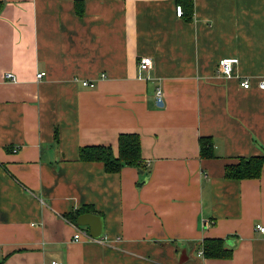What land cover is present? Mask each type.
I'll return each instance as SVG.
<instances>
[{"label":"crops","instance_id":"0c3cea01","mask_svg":"<svg viewBox=\"0 0 264 264\" xmlns=\"http://www.w3.org/2000/svg\"><path fill=\"white\" fill-rule=\"evenodd\" d=\"M0 2V264H264V166L224 177L264 152V0ZM121 134L139 136L146 171L79 161ZM84 206L99 239L66 217ZM205 239L229 256L204 258Z\"/></svg>","mask_w":264,"mask_h":264},{"label":"trees","instance_id":"16d2710c","mask_svg":"<svg viewBox=\"0 0 264 264\" xmlns=\"http://www.w3.org/2000/svg\"><path fill=\"white\" fill-rule=\"evenodd\" d=\"M3 7L4 3L0 2V13ZM182 15H184V11ZM212 149L213 143L209 138L200 139V157H213ZM78 156L81 162L102 163L105 172L108 174L119 173L123 167H135L140 172L146 171V167L141 160L140 138L136 134L119 135L116 153L110 146H87L79 149ZM263 166L264 152L260 156L241 157L234 163L225 166L224 177L227 180L258 179L261 176ZM84 213H95V211L90 207L84 206L66 217L71 223L76 224L77 217ZM224 243L225 241L220 239H205L201 247L202 256L207 259L228 257L230 251L225 249Z\"/></svg>","mask_w":264,"mask_h":264},{"label":"built area","instance_id":"2783aa9c","mask_svg":"<svg viewBox=\"0 0 264 264\" xmlns=\"http://www.w3.org/2000/svg\"><path fill=\"white\" fill-rule=\"evenodd\" d=\"M175 14L177 17H181L183 14L182 8L180 5L175 6ZM152 60L149 57H141L138 61V69L142 72H147L149 68L151 67ZM238 64L237 58H222L218 61L216 66V73L220 76H223L225 78H231L233 77V71L234 67ZM45 76L44 72H41L39 74H36V80H41ZM101 78L105 77L103 74L100 76ZM5 80L14 82L16 81V77L12 73H5L4 74ZM81 86L84 88L92 89L95 87L94 82H89L86 80H83L80 82ZM240 86L243 90H248L251 88V83L248 79H244L240 82ZM258 90H264V78L260 79L257 83ZM157 96H160V91H157ZM255 229L259 233H264V227L261 225H256ZM82 235L79 231H76V233L73 236V240L75 242H78L81 239ZM202 255V253H199ZM40 264V263H35ZM50 264H61L56 261H51Z\"/></svg>","mask_w":264,"mask_h":264},{"label":"water","instance_id":"95a60500","mask_svg":"<svg viewBox=\"0 0 264 264\" xmlns=\"http://www.w3.org/2000/svg\"><path fill=\"white\" fill-rule=\"evenodd\" d=\"M163 103L158 99L157 106L162 107ZM76 225L80 228H86L89 238L96 240L102 237L104 232V220L102 216L91 213H84L77 217Z\"/></svg>","mask_w":264,"mask_h":264}]
</instances>
